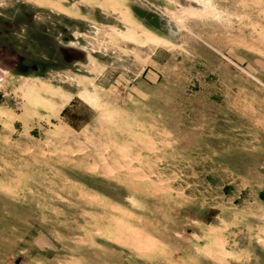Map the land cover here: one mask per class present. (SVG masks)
Returning <instances> with one entry per match:
<instances>
[{
    "label": "rangeland",
    "instance_id": "rangeland-1",
    "mask_svg": "<svg viewBox=\"0 0 264 264\" xmlns=\"http://www.w3.org/2000/svg\"><path fill=\"white\" fill-rule=\"evenodd\" d=\"M0 264H264V0H0Z\"/></svg>",
    "mask_w": 264,
    "mask_h": 264
},
{
    "label": "built area",
    "instance_id": "built-area-1",
    "mask_svg": "<svg viewBox=\"0 0 264 264\" xmlns=\"http://www.w3.org/2000/svg\"><path fill=\"white\" fill-rule=\"evenodd\" d=\"M2 80H3V72L0 71V81H2Z\"/></svg>",
    "mask_w": 264,
    "mask_h": 264
}]
</instances>
